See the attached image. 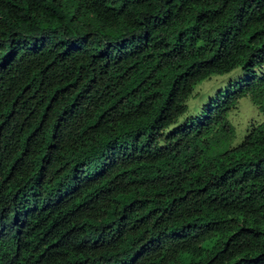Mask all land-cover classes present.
<instances>
[{
	"label": "trees",
	"instance_id": "1",
	"mask_svg": "<svg viewBox=\"0 0 264 264\" xmlns=\"http://www.w3.org/2000/svg\"><path fill=\"white\" fill-rule=\"evenodd\" d=\"M0 264H264V0H0Z\"/></svg>",
	"mask_w": 264,
	"mask_h": 264
},
{
	"label": "rangeland",
	"instance_id": "2",
	"mask_svg": "<svg viewBox=\"0 0 264 264\" xmlns=\"http://www.w3.org/2000/svg\"><path fill=\"white\" fill-rule=\"evenodd\" d=\"M243 75L240 68L233 69L226 74H214L209 78L196 84L193 95L187 100V110L179 118L178 123L184 121L186 118L194 116L202 103H204L208 95H212L215 91L224 89L231 81L237 80ZM228 119L236 129L235 143H238L251 122H259L263 119L262 114L257 107L251 102L248 97L241 98L236 106L229 112Z\"/></svg>",
	"mask_w": 264,
	"mask_h": 264
}]
</instances>
